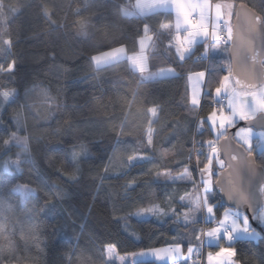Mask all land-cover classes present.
<instances>
[{
	"label": "snow or ice",
	"instance_id": "1",
	"mask_svg": "<svg viewBox=\"0 0 264 264\" xmlns=\"http://www.w3.org/2000/svg\"><path fill=\"white\" fill-rule=\"evenodd\" d=\"M90 6L104 8L109 20L134 19L136 24L119 36L111 34L100 41H80L79 55L91 66V74L86 73L78 79L99 82L103 74L123 65L136 80V89L148 83L181 79L186 84L178 106L187 115L173 120L170 125L171 139H182L188 146L186 153H178L184 157L175 165L183 169L180 176H172L169 170H159L164 166V158L171 155V149H161V159H156L154 145L157 141L152 125L162 108L155 103L144 109L147 127L143 128L138 141L122 139L130 134L129 117L135 118L137 113L129 111L118 128L113 126L110 143L105 145L110 154L97 166L100 170L96 176L100 182L97 191H100L113 175V165L119 163L123 171L117 179L126 180L125 196L121 200H127L129 193L140 190L137 199L127 204L128 208L136 207L137 210L129 211L121 219L127 222L135 216L145 222L144 216H166L178 229H189L191 238L183 245L184 251L182 241L174 238L168 247L126 251L123 256L117 253L116 243L102 244L97 251L103 264H116L117 259L119 264H143L145 257H153V264L165 257L177 264L181 256L183 264L189 261L197 264V260L204 264L205 256L206 264H253V261L264 264V248H260L264 245V0H245L240 4L235 0L230 3L218 0H135L134 3L132 0H91V5L85 0V9ZM4 8L0 0V22L6 23ZM9 10L18 11L15 7ZM54 11V5L43 7L44 18L52 30L68 29V24H58L53 19ZM173 12L175 23L164 22L171 21ZM75 15L77 19L71 21V27L77 31L73 36L88 37L92 27L88 16L79 10ZM161 15L164 20L159 19ZM17 43L6 28L0 30V113L20 102L22 60L13 51ZM157 51H162L165 63L150 65V53ZM214 52L228 53V56L213 57ZM194 55L193 67L186 68ZM55 59L53 55L52 60ZM4 81L14 86L9 87ZM136 89L131 90L132 99L127 102L129 109L134 106ZM35 90H39L42 97L43 111L54 118V109L59 106L58 95L52 94L49 84L32 82L31 88L25 90V97ZM73 107L79 108L78 105ZM39 114L37 109L34 115ZM172 115L175 117L179 113ZM65 122L70 132L79 134L73 136L75 141L88 139L89 143L101 145L102 138L107 135L103 123H92L81 129L79 123L71 122V117ZM3 124L0 118V125ZM257 128L261 129L258 133L255 132ZM27 131L20 113L11 117L10 126L0 130V264H36L35 257L22 253H30L33 247L42 253V243L47 247L42 239L40 214H55L58 204L69 195L62 189L55 193L45 190V205L38 207L33 203L40 199L38 188L32 187L30 182H18L23 179V165L32 160L31 137L25 134ZM56 131L58 129L53 130V135ZM254 134L259 137L255 145ZM93 155L98 153H91L87 144L67 142L62 156L64 163L74 168L69 178L77 180L75 173L80 172V161H88ZM133 169H139L140 176H131ZM58 170L63 171V168ZM153 171V181L143 180ZM161 178L168 190L152 199L155 196L153 186ZM39 179L46 189L50 179L47 173H42ZM178 181L182 182L180 187L185 195L172 189ZM161 198L164 203H157ZM222 198L228 201L223 207ZM19 212L28 214L30 226L25 227L20 221ZM201 220L212 223L202 227ZM70 227L72 225L65 221L55 231L63 233ZM85 227L83 223L79 225L80 234ZM80 234L74 236L76 244L64 245L58 264H78ZM131 234L136 235L135 232ZM180 235L178 232L177 236ZM213 243L216 247L205 253L206 245ZM244 246L255 248L251 257L241 251Z\"/></svg>",
	"mask_w": 264,
	"mask_h": 264
},
{
	"label": "trees",
	"instance_id": "2",
	"mask_svg": "<svg viewBox=\"0 0 264 264\" xmlns=\"http://www.w3.org/2000/svg\"><path fill=\"white\" fill-rule=\"evenodd\" d=\"M88 2L91 5V0ZM132 2L134 3L135 0ZM240 2H245V0H235L237 4ZM3 3L7 21L6 23L0 22V30L6 28L11 33L12 39L18 41L17 47L13 51L18 53L22 60L20 75L23 77L21 80L23 86L20 88L19 105H12L7 108L3 117L4 124L0 125V130L10 126L11 117L17 113L21 114V119L28 129L25 134L31 137L32 160L23 165V179L18 182H30L32 187L38 188L40 199L33 201V203H37L38 207L45 205V190L55 193L62 189L69 194L66 199L58 204L55 214L47 212L40 214V229L44 233L42 239L47 243V247L44 243L41 244L44 251L38 253L33 247L30 253H22V255L27 254L35 257L36 264H58L60 256L64 252V245L77 243L74 236L80 234L79 225L81 223L85 224L86 227L84 232L80 234L81 239L78 248L80 261L78 264H103L97 249L106 243H116V251L121 255H124L126 251L140 252L150 248H162L170 245L174 238L180 239L182 246L186 245L188 239L191 238L190 230L184 227L178 229L169 217L143 218L145 222H141L135 216H132L127 222L121 219L129 211L137 210L136 207L128 208L127 204L131 200L137 199L140 190L136 193H129L127 200H121L125 196L124 184L126 180L117 179L119 173L123 171L119 163L113 165V175L104 182V187L100 191H97L100 182L96 176V172L100 170L97 166L106 160L107 155L110 154V149H106L105 145L110 143V130L113 126L118 128L123 116L129 111L137 113L135 118L129 117L127 126L130 134L122 137V139L132 142L138 141L143 128L147 127L144 109L146 106H152L153 103L159 104L162 108L158 114V120L152 125L157 141L154 145L156 159H161V149H171V155L164 158V166L160 167L159 170H169L173 174L183 170L177 169L175 165L184 158L178 153L180 151L186 153L188 146L184 144L182 139H171L172 128L170 125L173 120L181 119L187 115L178 106L181 94L185 91V81L181 79L172 82L148 83L136 89V80L129 75L123 65L115 71L109 70L103 74V78L99 82L80 80L78 77H82L86 73L91 74V66L87 64L84 57L79 55L80 41H100L106 35L111 34L119 36L133 27L136 21L134 19L109 20V13L104 8H92L90 6L85 9V0H3ZM46 5L55 6L53 19L58 24H68V29L60 32L52 30L43 15V7ZM11 7L17 8L18 11H10ZM77 10L89 18L92 27L88 37L73 36L77 29L71 27V21L77 19L75 15ZM159 19L164 20V16L161 15ZM173 21V13L171 21L164 20V22ZM162 47L161 45V49ZM53 55L56 57L55 61L52 60ZM220 56L227 57L228 53L213 54V57ZM195 57L194 55L187 62L186 68L193 67ZM149 62L150 65L165 63L162 51L150 53ZM205 63L207 62L205 61ZM65 69H70V71H65ZM32 82L49 84L52 88V94L58 95L59 106L54 109V118L49 117L43 111L39 90L30 91L25 97V90L31 88ZM4 83L8 84L9 87L14 86L8 81H4ZM133 89H136L137 95L133 108L129 109L127 102L132 99L130 93ZM20 105H23V108ZM31 105L35 107H29ZM74 105H78L79 108H74ZM37 109L40 110V114L34 115ZM173 112H178L179 115L174 117ZM69 117L74 124L79 123L81 129L92 123H103V128L107 132V135L102 138L103 143L98 145L89 143L88 139L73 140V136L79 134L68 130L65 121L69 120ZM54 129H58L55 135H53ZM96 139L101 138L97 137ZM67 142L85 143L91 153H98V155L91 156L88 161H80V172L75 173L78 177L75 181L69 178L74 173V168L65 164L62 156V149ZM13 151H17V149H13ZM53 161H59V163L54 164ZM60 168H63V171L58 170ZM42 173H47L50 178L46 182V189L39 179ZM131 176H140V170H131ZM154 179L155 171L151 175L143 177L145 181H153ZM180 184L177 183L171 187L173 190H178L180 195H185ZM167 190L168 188L165 187L162 180L156 181L153 186L155 196L151 198L156 199ZM114 201H116L115 205ZM156 202L164 203L162 198ZM221 206L223 207L225 204L221 202ZM65 209L66 211H64ZM27 216L26 212L18 213V217L25 227L32 223L27 219ZM65 221L72 227L63 233H57L55 229ZM205 223L211 224L212 222L201 220L200 226L203 227ZM132 232H135L136 235L133 236ZM178 232L182 235L177 236ZM193 244L195 245V241ZM260 248H264V245H260ZM210 249L214 248L205 247L204 252L206 253ZM254 250V247L249 248L248 246L241 249L243 254L248 257H251ZM143 264H153V260H143ZM155 264L169 263L156 261ZM253 264L256 262L253 261Z\"/></svg>",
	"mask_w": 264,
	"mask_h": 264
},
{
	"label": "rangeland",
	"instance_id": "3",
	"mask_svg": "<svg viewBox=\"0 0 264 264\" xmlns=\"http://www.w3.org/2000/svg\"><path fill=\"white\" fill-rule=\"evenodd\" d=\"M218 2H222V3H230V2H232V1H229V0H218ZM173 14H174V18H175V13L173 12ZM172 24H174L175 23V20H174V23L173 22H171ZM214 53H219V52H214ZM213 53V54H214ZM220 54V53H219ZM221 54H225V53H221ZM189 91H190V86H189ZM5 112V111H4ZM0 113V118H2L3 119V117H4V114L5 113ZM3 121H4V119H3ZM259 131H261V129H255V132L256 133H258ZM255 138H258L259 139V137H258V135H253V137H252V139H253V143H254V141H255ZM183 171V170H182ZM181 171V172H182ZM181 172L180 173H177V174H173V173H171L172 174V176H174V177H178V176H180V174H181ZM161 180H163V178H161ZM179 183H182V182H180V181H178ZM191 191V190H190ZM186 210V209H185ZM149 217H152V216H144L143 218H149ZM137 218V217H136ZM143 251H146V250H143ZM119 256H123V255H121V254H119ZM145 258H147L146 260H154V258L153 257H145ZM116 264H119V259H117L116 260ZM200 264H201V261H200Z\"/></svg>",
	"mask_w": 264,
	"mask_h": 264
},
{
	"label": "crops",
	"instance_id": "4",
	"mask_svg": "<svg viewBox=\"0 0 264 264\" xmlns=\"http://www.w3.org/2000/svg\"><path fill=\"white\" fill-rule=\"evenodd\" d=\"M174 20H175V18H174ZM173 23H174V21H173ZM177 183H179V182H177ZM209 222H211V221H209ZM214 226V225H213ZM205 230H207L206 228H205ZM169 246V245H168ZM168 246H164V247H162V248H165V247H168ZM206 247H209V248H215L216 246H215V244L213 243V244H208V245H206ZM185 249L183 248V246H182V251H184ZM211 250V249H210ZM208 251V250H207ZM147 258H143V260H146ZM159 262H163V263H169V264H173V261L171 260V259H168L167 257H165V259L164 260H162V261H159ZM181 263H183V256H181L180 258H179V261L177 262V264H181ZM189 263L191 264V261H189ZM204 263L206 264V256H205V258H204ZM197 264H200V260H197Z\"/></svg>",
	"mask_w": 264,
	"mask_h": 264
},
{
	"label": "water",
	"instance_id": "5",
	"mask_svg": "<svg viewBox=\"0 0 264 264\" xmlns=\"http://www.w3.org/2000/svg\"><path fill=\"white\" fill-rule=\"evenodd\" d=\"M240 3H242V2H240ZM240 3H238V4H240ZM236 23H237V21L234 19L233 24L235 25ZM257 129H259V128H257ZM221 143H223V141H221ZM237 183H239V179H237ZM222 203L227 205L228 201L222 198Z\"/></svg>",
	"mask_w": 264,
	"mask_h": 264
},
{
	"label": "built area",
	"instance_id": "6",
	"mask_svg": "<svg viewBox=\"0 0 264 264\" xmlns=\"http://www.w3.org/2000/svg\"><path fill=\"white\" fill-rule=\"evenodd\" d=\"M199 55V54H198ZM195 59H196V57H195ZM207 62V61H206Z\"/></svg>",
	"mask_w": 264,
	"mask_h": 264
}]
</instances>
